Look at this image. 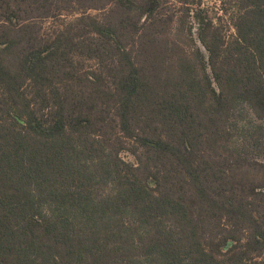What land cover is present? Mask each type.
<instances>
[{
	"label": "trees",
	"instance_id": "obj_1",
	"mask_svg": "<svg viewBox=\"0 0 264 264\" xmlns=\"http://www.w3.org/2000/svg\"><path fill=\"white\" fill-rule=\"evenodd\" d=\"M167 1L0 0V264H264V0Z\"/></svg>",
	"mask_w": 264,
	"mask_h": 264
},
{
	"label": "rangeland",
	"instance_id": "obj_2",
	"mask_svg": "<svg viewBox=\"0 0 264 264\" xmlns=\"http://www.w3.org/2000/svg\"><path fill=\"white\" fill-rule=\"evenodd\" d=\"M201 1L204 7H208L212 10L217 7L218 8L221 7L223 3L225 4L227 3V0H201ZM193 3L194 1L192 0H188V2L184 0H170V1H167L164 5L162 13L165 15H172L173 17L172 22L168 25V28H166L165 32H163L164 33L163 36L159 38L162 44L166 45L167 48L170 49L171 51V54H170L171 56L170 57L166 56L167 59L174 57L176 53H180L182 51L187 52L189 55L192 54V51L194 49V45H193L194 41L192 42V40H190V37L188 33H186V31L183 30V32L178 33L179 29L177 27L179 25L178 17L181 16V12H183V9L187 8L190 12L192 9L197 7ZM224 7H225L224 9H227L228 11H231L232 9H234L232 8L231 3L224 5ZM77 11L78 10H75L74 12H77ZM90 13L101 17V12L99 11H90ZM74 16H77V14ZM74 16L69 15V13L66 14V12H63L60 18H49L44 21L38 22L39 27H40L39 36L44 39L51 37L52 35H54L56 31L61 29L60 26L62 25V23H66L72 20ZM221 18L223 21L225 20L224 13H221ZM189 25H191V21L190 19H187L185 22V28L188 27ZM229 32L232 33L231 27H229ZM70 63H71L72 70L76 73L77 76H81V79L74 80V83L72 81L70 82L69 85L73 83L74 87L87 89L88 87L91 86V83L86 82L82 79L84 74H86L87 72H93V73L99 72L101 73V78H102L101 83L104 84V87H107V88L113 87V85H111L110 83V77L107 78L106 76L105 68L103 67H102L103 69L99 68V63L97 60H87V59L83 60L81 57H78L75 55L71 58ZM104 64L109 65V61L104 62ZM101 83L98 82L96 84H98L99 86ZM243 117L244 119L243 120L240 119V121H238V123L236 124L234 121V124L235 126H237V128H234L233 139L236 138L235 131H244L245 134L243 135H245V137H248V134L254 130V125L249 122L248 117H246V115H243ZM257 159L264 162V155Z\"/></svg>",
	"mask_w": 264,
	"mask_h": 264
}]
</instances>
